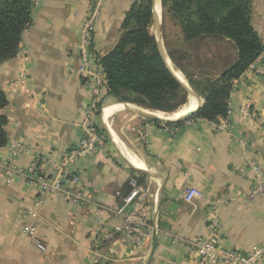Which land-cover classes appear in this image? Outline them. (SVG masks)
I'll return each mask as SVG.
<instances>
[{
  "label": "crops",
  "instance_id": "crops-1",
  "mask_svg": "<svg viewBox=\"0 0 264 264\" xmlns=\"http://www.w3.org/2000/svg\"><path fill=\"white\" fill-rule=\"evenodd\" d=\"M30 1L32 24L22 34L17 55L0 65V90L7 100L0 110L6 118L7 134L0 163L23 170L34 158L45 159L50 165L41 166L39 173L47 174L52 164L69 158L82 134L84 109L91 97L89 82L79 72L83 26L91 20L87 69L100 71L98 59L117 44L134 0ZM249 1L250 22L264 48V0ZM155 3L152 0L156 17L154 20L152 15L150 27L160 43L159 36L167 39V35L161 0L159 14ZM174 38L170 50L186 80L216 79L236 58L234 46L226 40L205 37L184 41L179 31ZM197 97L200 107L204 99ZM110 99L105 91L102 100L108 103ZM244 108L247 116L240 113ZM261 116L262 54L234 81L225 119L211 123L193 115L173 126L179 131L171 137L156 125L131 117L125 127L113 132L151 176L131 167L111 141L101 117L96 124L106 130L110 141L93 155L65 162L66 170L79 177L85 204L74 206L62 194H55L35 206L37 189L21 177L7 184V171L1 170L0 264H90L94 253L99 264H146L154 239L150 264H198L189 243L208 236L211 214L219 220L218 242L223 249L246 255L253 247L263 246L264 196L252 195L256 178L264 182ZM225 120L226 128L220 129ZM18 148L24 152H16ZM130 178L148 188L153 198L149 218L157 228L154 237L137 249L122 235L100 245L118 224L106 209L120 205L129 192ZM189 188L197 189L201 198L187 203L184 194ZM30 226L36 228L37 243L44 251L26 238Z\"/></svg>",
  "mask_w": 264,
  "mask_h": 264
},
{
  "label": "trees",
  "instance_id": "trees-1",
  "mask_svg": "<svg viewBox=\"0 0 264 264\" xmlns=\"http://www.w3.org/2000/svg\"><path fill=\"white\" fill-rule=\"evenodd\" d=\"M161 7L164 22L174 23L184 41L212 37L234 46L236 58L218 78L194 82L187 77L188 85L204 99L194 118L211 123L225 119L234 81L263 50L250 22V1L161 0ZM32 8L30 0H0V65L17 55L22 34L32 24ZM151 22L152 0H135L124 18L117 44L98 59V65L105 77L107 98L173 113L186 103L188 95L161 57L155 38L149 33ZM168 56L183 73L171 51ZM6 105V97L0 90V110ZM151 123L161 125L157 121ZM180 125L182 122L166 126ZM5 126L6 118L0 114V149L7 144Z\"/></svg>",
  "mask_w": 264,
  "mask_h": 264
},
{
  "label": "built area",
  "instance_id": "built-area-1",
  "mask_svg": "<svg viewBox=\"0 0 264 264\" xmlns=\"http://www.w3.org/2000/svg\"><path fill=\"white\" fill-rule=\"evenodd\" d=\"M97 10L98 8L95 9V11ZM90 29L91 20L83 26L79 47V56L81 58L79 72L84 74L89 82L91 97L84 109L82 134L78 146L70 152L69 158L63 159L62 164H52L47 174L39 173L41 166L50 165L45 159L34 158L23 170L12 168L7 162L0 163V171H7V184L14 177H21L27 185L37 189L39 197L34 204L35 206H38L45 197L55 194H62L64 199L74 206L85 204L87 200L78 188L79 177L66 170L65 162L73 157L93 155L102 149L105 144V136L97 126L96 119L98 118L102 95L106 91V82L101 70L87 69V65H89ZM261 54L264 56V50H262ZM240 113L242 116L248 115L245 108ZM259 122L264 129V116H261ZM151 124L155 125L154 123ZM226 126L227 122L225 120L221 122L219 128L225 129ZM157 127L171 137L176 136L179 131L178 128L168 127L163 123ZM22 151L24 152V149L18 148L16 152L22 153ZM16 152L12 154H16ZM127 185L129 192L123 197L120 205L115 209H106L111 218L118 221V224L100 241V245L112 240L117 235H122L132 249H137L151 238L157 230L156 226L151 224L149 218L153 198L148 188L139 185L135 178H130L127 181ZM252 195L264 196V182L257 178L252 189ZM199 198H201V193L195 188H189L184 194V200L187 203ZM219 227L220 223L217 216L214 214L209 215L208 236L196 238L189 243L197 254L198 264H263L264 245L253 247L246 255L237 251L223 249L218 242ZM25 235L30 242L36 245L38 250L44 251V247L37 243L36 228L34 226L28 227L25 230ZM90 264H99L97 254H92Z\"/></svg>",
  "mask_w": 264,
  "mask_h": 264
},
{
  "label": "bare ground",
  "instance_id": "bare-ground-1",
  "mask_svg": "<svg viewBox=\"0 0 264 264\" xmlns=\"http://www.w3.org/2000/svg\"><path fill=\"white\" fill-rule=\"evenodd\" d=\"M156 11L159 14L160 11V5H159V0H156ZM160 44V50L162 52V55L166 59V63L170 69V71L184 84H187V80L184 77V75L180 72V70L174 65L172 60L169 58L168 54L166 53V50L164 46L162 45V42ZM198 106L197 100L193 97H189L187 102L179 107L176 111L170 114L166 113H161L158 111H151V110H144L148 113H151L152 115L159 117V118H172V119H178L192 111H194ZM121 105L119 104H114V105H109L103 108L102 114H101V119L103 123L106 125V129L108 133L111 134L112 140L116 147L120 150L121 154L126 158V160L136 169L138 170H145V166L143 165L142 161L138 159L134 154H132L127 148L126 145L113 133V131L110 128V123H109V118L111 115L117 112V109L120 108ZM143 160V159H142Z\"/></svg>",
  "mask_w": 264,
  "mask_h": 264
},
{
  "label": "rangeland",
  "instance_id": "rangeland-1",
  "mask_svg": "<svg viewBox=\"0 0 264 264\" xmlns=\"http://www.w3.org/2000/svg\"><path fill=\"white\" fill-rule=\"evenodd\" d=\"M164 29H165V32H164V36L167 35V42H165V39L163 37H161V35L159 36L160 37V42H162V45L164 46V48L167 49V47L169 48L168 51H166V53L168 54L171 49H173V46L175 45L176 43V40H175V33L178 31V28H175L174 27V23L170 22L168 20H166L164 22ZM149 33L152 35V36H156V33L154 31H152L151 27H149ZM158 38V37H157ZM170 46V47H169ZM165 49V50H166ZM196 82V81H195ZM190 87V86H189ZM191 88V87H190ZM192 89V88H191ZM193 90V89H192ZM194 91V90H193ZM188 96H187V99H186V102L188 100ZM111 101L108 102V103H104V101L102 100L101 103H100V106H99V111H98V117L100 118L101 117V114H102V110L104 107L106 106H109V105H114V104H119L121 102H118L114 99H110ZM104 103V104H103ZM127 104H130V103H127ZM132 105H135V104H132ZM135 106H138V105H135ZM140 108H143L144 110H147L148 108L146 107H141V106H138ZM148 110H153V109H148ZM114 117H120L119 120L116 122L114 121ZM131 117H134V119H139L141 121H143L144 123H148V124H151V121L150 120H147V119H144L140 116H134V115H131L129 113H127L126 111H122V112H117L115 114L112 115V117L109 119V123H110V128L113 132H116V130L120 129L121 127H125L128 119H130ZM179 122H182V121H179ZM98 124V123H97ZM99 127V126H98ZM100 128V127H99ZM101 129V128H100ZM102 130V129H101ZM104 130V129H103ZM104 136H105V141L108 140L110 141L111 137L108 136L109 134H107L106 130L102 131ZM105 132V133H104ZM110 137V139H109ZM112 141V139H111ZM34 206V205H33ZM27 238V237H26ZM28 239V238H27ZM29 240V239H28Z\"/></svg>",
  "mask_w": 264,
  "mask_h": 264
},
{
  "label": "water",
  "instance_id": "water-1",
  "mask_svg": "<svg viewBox=\"0 0 264 264\" xmlns=\"http://www.w3.org/2000/svg\"><path fill=\"white\" fill-rule=\"evenodd\" d=\"M152 15H153V19L155 20L156 14H155V11H154L153 7H152ZM157 45H158L159 53H160L161 57L163 58L168 70L170 71V69H169V67H168V65L166 63V59L162 55V52L160 50L159 42H157ZM170 73L172 74L174 79L180 84V86L186 91L188 97H193L196 100H198L197 94L189 87L188 84H184L182 81H180L171 71H170ZM119 105H121V107L118 108L117 111H126V112H129V113L135 114L137 116H140V117H142L144 119L151 120V121H157V122L163 123L165 125H168V124H171V123H176V122H179V121L187 120V119L191 118L193 115H195L196 110L199 108V107H197L194 111H192V112H190V113H188V114H186V115H184V116H182V117H180L178 119H172V118H163L162 119V118H159V117H156V116L152 115L151 113H148V112L144 111L143 108H140V107L132 105V104L119 103ZM151 111H156V110H151ZM158 112H160V111H158ZM161 113H164V112H161ZM166 114H170V113H166ZM131 167H133V166L131 165ZM134 169H136V168H134ZM138 171H140L141 173H143L145 175L151 176V174H149L145 170H138ZM153 237H154V233H153ZM154 248H155V239L153 241L152 249L150 251V255L148 257V260H147L146 264H150V261L152 259V254L154 252Z\"/></svg>",
  "mask_w": 264,
  "mask_h": 264
}]
</instances>
